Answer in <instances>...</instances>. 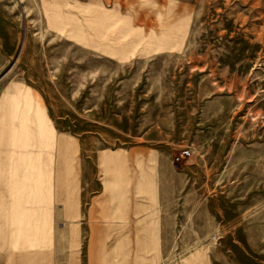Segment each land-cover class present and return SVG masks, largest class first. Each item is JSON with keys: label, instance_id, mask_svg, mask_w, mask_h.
Listing matches in <instances>:
<instances>
[{"label": "rangeland", "instance_id": "rangeland-1", "mask_svg": "<svg viewBox=\"0 0 264 264\" xmlns=\"http://www.w3.org/2000/svg\"><path fill=\"white\" fill-rule=\"evenodd\" d=\"M101 151L155 245L76 212ZM0 264H264V0H0Z\"/></svg>", "mask_w": 264, "mask_h": 264}, {"label": "crops", "instance_id": "crops-1", "mask_svg": "<svg viewBox=\"0 0 264 264\" xmlns=\"http://www.w3.org/2000/svg\"><path fill=\"white\" fill-rule=\"evenodd\" d=\"M35 158H33L34 160ZM121 169L122 178L118 176V167ZM138 158L128 151L122 152H103L101 151L96 162L95 171L101 174L105 171L104 181L97 180L94 183L95 190H91L87 200L84 196L83 211L77 209L76 212H84L85 215H94L96 220L90 222L88 228L94 230L116 229L120 231V237L117 238V245L119 246H137L139 244V231L147 230L146 234L149 236L152 245H155L158 240V231L164 229L160 227V223L155 221L152 217L149 220H140V206L138 196L132 197L133 188L138 187ZM104 174V173H103ZM99 179V178H98ZM137 191V190H136ZM137 197V198H136ZM134 200V201H133ZM35 206L38 210V217L40 218V207L36 200L32 207ZM28 208L29 203L25 200L20 208ZM79 208V207H78ZM142 212V211H141ZM36 213V212H35ZM143 213V212H142ZM108 220V222L106 221ZM110 220V221H109ZM39 226V225H38ZM40 227V226H39ZM38 228V227H37ZM130 234V237H123V234ZM149 244V242H147ZM166 244L170 245L171 241ZM133 257V256H132ZM129 259V260H128ZM123 260V259H122ZM124 261H133L124 253ZM136 261V260H135Z\"/></svg>", "mask_w": 264, "mask_h": 264}, {"label": "built area", "instance_id": "built-area-1", "mask_svg": "<svg viewBox=\"0 0 264 264\" xmlns=\"http://www.w3.org/2000/svg\"><path fill=\"white\" fill-rule=\"evenodd\" d=\"M190 156V151L189 150H182L176 157H175V160L176 161H180V160H184L186 159L187 157Z\"/></svg>", "mask_w": 264, "mask_h": 264}]
</instances>
